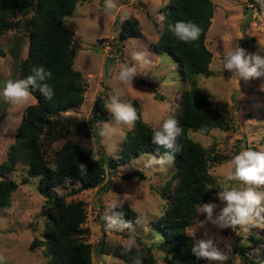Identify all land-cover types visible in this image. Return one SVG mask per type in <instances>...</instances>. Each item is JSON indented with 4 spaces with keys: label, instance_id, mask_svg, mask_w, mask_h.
Instances as JSON below:
<instances>
[{
    "label": "trees",
    "instance_id": "1",
    "mask_svg": "<svg viewBox=\"0 0 264 264\" xmlns=\"http://www.w3.org/2000/svg\"><path fill=\"white\" fill-rule=\"evenodd\" d=\"M86 1L90 0H0V36L14 32L25 39L27 46L26 57L19 62L17 80L31 75L32 69L40 66L53 74L47 82L53 86L55 95L48 100L39 91H33L35 104L25 108L7 159L0 164V209L10 205L11 196L18 188L7 174L22 166L27 174L21 180L22 185L29 178L37 179L36 190L45 199L42 209L46 218L42 234L32 240L29 251L42 249L48 264H91L95 254L107 255L103 243L95 247L87 243L89 231L83 227L87 216L85 205L82 201H72V197L88 189H101L105 193L112 177L134 158L141 155L158 157L170 151L152 144L153 127L141 118L124 135L116 156L102 153L101 156L97 154L99 160L91 159V153L96 152L92 124L108 120L105 100L96 99L91 125L70 113L82 106L85 83L74 70L75 34L65 26V18L72 16L77 6ZM160 13L165 20L160 22L159 37L153 47L158 54L169 55L177 65L180 94L169 118L179 121L184 134L177 141L181 150L173 154V171L160 194L162 200L167 195L169 200L163 201L160 214L151 222L145 238L138 239V244L143 264H157L153 251L163 255L165 264H207L192 255L195 241L187 230L203 221L201 215L197 216L196 206L208 203L220 192L212 169L232 159L219 154L213 145L203 147L190 136L205 127L208 129L206 135H209L222 127L224 120L218 106L199 87L202 78L213 75L209 68L212 53L206 46V37L214 4L211 0H167ZM179 20H191L203 29L198 41L181 42L169 31L168 25ZM139 37L141 25L138 20L134 17L124 20L118 40L123 42ZM19 52L14 49L11 56L16 59ZM240 150L238 147L234 155ZM80 164L86 166L87 172H80ZM130 176L145 180L142 169L134 170L126 178ZM66 186H71L70 193L55 195L57 187ZM114 211L121 212L123 219L132 225L138 220L137 213L126 204ZM250 231L247 240L253 247L252 255L249 256L248 247L242 245L234 252L240 264H264V239L257 237L253 229ZM156 236L160 243H156ZM256 250L258 252L254 253ZM112 254L124 264H132L135 250L122 254L120 247ZM257 254L261 255L259 259Z\"/></svg>",
    "mask_w": 264,
    "mask_h": 264
},
{
    "label": "rangeland",
    "instance_id": "2",
    "mask_svg": "<svg viewBox=\"0 0 264 264\" xmlns=\"http://www.w3.org/2000/svg\"><path fill=\"white\" fill-rule=\"evenodd\" d=\"M214 4V14L211 26L206 37V46L212 53L209 66L213 75L208 79L202 78L199 87L210 96L223 115L222 127L213 130L207 139L192 133L191 138L203 147L214 146L221 155L233 158L235 150L239 147L264 149V77L238 83L232 73L222 68L223 54L239 45L248 54L260 52L264 49V2L262 0H211ZM117 9L113 17L104 15L105 0H90L80 3L74 14L65 18V26L75 34L73 50L76 53L74 70L83 77L85 83L84 102L81 107L70 113L81 120L89 121L93 106L97 98L105 102L116 95L121 102L131 103L137 108L142 120L152 127L158 125L163 118H169L175 101L180 94L178 68L172 58L167 54H158L154 50V43L159 37L161 29L160 10L167 0H115ZM127 13V19L134 17L141 25V37L119 41L118 33L122 24L120 17ZM126 20V19H125ZM24 40L23 43L21 40ZM19 38L14 32L0 36V88L6 80H17L19 62L27 54L24 38ZM19 50V57L11 56L12 50ZM135 51L149 52L152 64L147 68L137 65L138 75L134 77L133 88L122 85L115 73L119 65L132 61L131 55ZM143 82L144 84H141ZM35 102L30 105H34ZM28 105V106H30ZM17 107L5 103L0 97V164L7 159L10 146L14 143L15 133L19 126L26 107ZM108 120L110 113L105 109ZM95 132V150L99 156H116L118 146L128 129L122 127L120 135L112 141H104L99 135V129L92 124ZM132 129V128H131ZM146 155L134 158L129 164L118 170L112 177V182L103 193L101 189L84 190L72 197V201H82L86 209V221L83 225L89 235L87 243L95 247L98 243L105 245L107 255H94L91 264H124L113 256L112 251L122 248L123 241L130 234L129 230L111 232L104 230L102 217L112 204L128 205L138 215V223L133 225L134 234L138 239L145 238L151 228V222L158 217L163 201L160 196L162 187L173 171V165L168 171H160L157 167L146 168ZM230 161V160H229ZM225 162L212 169L220 191L223 189L221 169ZM136 169H142L145 180L137 177L126 178ZM26 170L19 166L14 173L6 177L18 184L17 190L12 194L10 205L0 209V250L7 256V264H48L42 249L29 251L32 240L42 234L46 218L42 207L45 199L37 190V179L29 178L22 185L21 180L26 177ZM105 186V185H104ZM106 187V186H105ZM104 189V188H103ZM264 190V189H262ZM71 192V186L57 187L56 196ZM209 202L223 207L219 195ZM118 206V207H119ZM203 217V220L205 217ZM257 237L264 239V226L251 228ZM250 229V230H251ZM243 232L237 229H218L211 223L199 228V224L187 230V234L194 241L202 238L205 231L210 235L229 238L233 245V252L227 264H234L238 255L234 252L238 245L248 247L249 256L253 247L248 242L251 231ZM101 239L104 241L101 242ZM156 243H160L158 236ZM139 243V242H138ZM256 250L254 253H257ZM157 264H165L163 255L153 251ZM258 259L261 257L257 254Z\"/></svg>",
    "mask_w": 264,
    "mask_h": 264
},
{
    "label": "clouds",
    "instance_id": "3",
    "mask_svg": "<svg viewBox=\"0 0 264 264\" xmlns=\"http://www.w3.org/2000/svg\"><path fill=\"white\" fill-rule=\"evenodd\" d=\"M264 2V0H262ZM117 9L115 0H105L103 12L107 17H113ZM121 22L127 19V13L120 17ZM163 22L165 17L160 16ZM168 29L181 42L194 43L199 40L203 29L191 20H179L169 24ZM264 52V49L261 48ZM133 65L122 63L119 65L115 78L125 87L134 90L133 80L138 75L137 65L147 68L152 64L149 59V52L135 51L131 55ZM222 68L232 73L237 81L243 79H259L264 77V55L260 52L248 54L239 45L226 51L222 56ZM51 71L43 66L33 68L32 74L23 79L6 80L0 88V97L5 103L17 107H25L35 102L33 91L39 93L48 100L55 95L53 86L47 82L52 78ZM264 91V85L261 86ZM105 109L110 113V120L99 121L95 127L99 129L98 135L104 141H112L122 131V127L131 129L141 119L137 108L131 103L121 102L118 96L114 95L104 104ZM208 129L201 128L195 135L207 139ZM184 134V129L175 118H163L162 121L152 128V144L163 148L166 151L163 155H149L145 162L146 168L157 167L160 171H168L174 162V153L181 150L178 146V139ZM95 151L91 153L93 161L99 160ZM81 173L87 172L86 166L80 164ZM223 189L218 192L223 207L214 202L199 204L196 206L197 216L203 215L205 219L200 220L199 228L211 223L218 229H237L248 232L251 228L264 226V149L254 150L242 146L238 154L221 169ZM211 187V186H209ZM119 205L112 204L102 217L104 230L111 232H123L129 230L130 234L123 241L122 254L132 253V264H143V254L140 251L137 237L131 222L123 219V214L114 211ZM138 223V221H137ZM145 243H149L145 241ZM233 252V245L229 238L210 235L205 231L202 238L196 239L191 248L192 255L199 261H206L207 264H227ZM0 264H7V256L0 250ZM234 264H238L237 261Z\"/></svg>",
    "mask_w": 264,
    "mask_h": 264
}]
</instances>
